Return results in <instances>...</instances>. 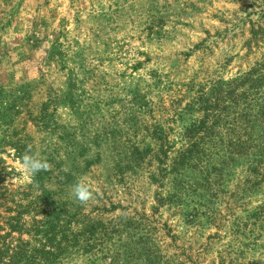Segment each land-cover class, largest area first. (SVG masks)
Segmentation results:
<instances>
[{"label":"rangeland","instance_id":"1","mask_svg":"<svg viewBox=\"0 0 264 264\" xmlns=\"http://www.w3.org/2000/svg\"><path fill=\"white\" fill-rule=\"evenodd\" d=\"M262 110L264 0H0L1 264L40 223L57 264H264V164L227 149L248 118L264 145Z\"/></svg>","mask_w":264,"mask_h":264},{"label":"trees","instance_id":"2","mask_svg":"<svg viewBox=\"0 0 264 264\" xmlns=\"http://www.w3.org/2000/svg\"><path fill=\"white\" fill-rule=\"evenodd\" d=\"M233 91H232V93H233ZM234 97H236V96H234ZM217 106H219V105L216 104V107ZM45 107H47V106H45ZM227 110H229V108ZM210 111L212 112V114L207 115L206 120L204 122L202 121L198 125H194V128L191 129L190 131H187V133L185 134V136L188 139H194V147L197 145V143H201L204 139V138L199 136L200 132H204L207 135L208 134L214 135L215 133L213 132L212 127H220V124L223 122L222 118L220 117V115H217L215 110L210 109ZM45 112H46L45 110L42 111V114ZM260 115L264 116V110H262V113ZM242 116L247 117L246 115H243V114H241V115L237 114L236 115L237 118L235 117L233 119L232 123H239L240 120L243 119ZM46 118H47L46 114L39 115V117H37L35 119L37 126H39L40 124L42 126H44L46 124V122H45ZM209 119L215 120L213 122V124H211L212 125L211 127L208 125V122H207V120H209ZM251 120L252 119H249V118L247 120L243 119V121H246L245 126L242 128V130H245V134L243 136L246 137L247 139L241 140L240 137H238L239 136V133H238L237 138L234 141V143L230 142L229 143L230 146H229V144H227V149H228V147L232 148L233 152H235V154H244V155L255 156L258 160L257 165H259L260 163L264 164V145H259L258 142L255 141V137H253V134H255V131H254V127H253ZM225 122H227V121H225ZM228 129L232 133L236 132V130L234 128V124H230ZM249 130H250V132H249ZM193 132H194V137L192 135ZM207 138H209V137H207ZM213 141H214V139H213ZM218 141H217V143H215V145H213V148H216L218 146H222V144L220 145L219 143L223 142V140L220 139ZM223 147H225V146L223 145ZM26 148H27L26 146H22V143L19 142V143H17L15 149H16L18 155L20 157H22ZM262 172H264V171H262ZM37 177L39 178V176H37ZM260 177H261V179H264V173H261ZM29 209L33 210L36 214L40 213V211H39L40 209H37L35 206L24 209L23 212H29ZM42 225H43V223H40V225H36V227L34 226L33 227L34 231H29L24 227V225H20V232H23L24 234L26 233L28 235L33 233V235L31 237L39 236L40 233L43 232V237L45 239H47V241H44V243L43 242L40 243L39 246L34 247L32 249L26 248V246L24 244L21 245V247L17 253V257H18L19 262H23L24 264H57L58 263V260L61 258V255L64 252V249H63L64 244H59L57 246L48 245L49 242H51L52 239L54 238L53 231H49V232L40 231ZM1 257H2V253L0 252V264H1Z\"/></svg>","mask_w":264,"mask_h":264},{"label":"clouds","instance_id":"3","mask_svg":"<svg viewBox=\"0 0 264 264\" xmlns=\"http://www.w3.org/2000/svg\"><path fill=\"white\" fill-rule=\"evenodd\" d=\"M17 168L23 173L24 179L31 183L34 177L42 172L48 171L51 165L46 159L40 158L38 153L32 152V146L28 145L22 157L17 159ZM98 189H93L92 186L83 180H78L72 186V195L82 205L87 204L94 199V192Z\"/></svg>","mask_w":264,"mask_h":264}]
</instances>
